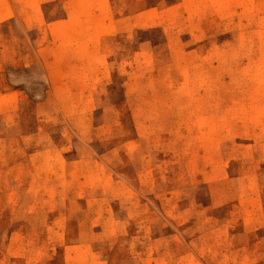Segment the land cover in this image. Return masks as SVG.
<instances>
[{
	"label": "rangeland",
	"instance_id": "1",
	"mask_svg": "<svg viewBox=\"0 0 264 264\" xmlns=\"http://www.w3.org/2000/svg\"><path fill=\"white\" fill-rule=\"evenodd\" d=\"M0 264H264V0H0Z\"/></svg>",
	"mask_w": 264,
	"mask_h": 264
}]
</instances>
